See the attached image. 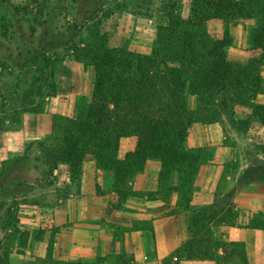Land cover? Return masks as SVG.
I'll return each instance as SVG.
<instances>
[{
	"label": "crops",
	"instance_id": "0c3cea01",
	"mask_svg": "<svg viewBox=\"0 0 264 264\" xmlns=\"http://www.w3.org/2000/svg\"><path fill=\"white\" fill-rule=\"evenodd\" d=\"M162 4L157 14L149 17H111L113 20L107 26L109 46L120 48L129 38L130 51L151 54L158 28L168 25V12L174 5L169 1ZM175 11L187 20L191 3ZM128 21L127 29L125 22L128 24ZM258 23L257 18L231 22L229 30L234 44L226 52L227 60L233 64L260 63L258 75L263 81V90L255 96L250 92L244 112L238 111L239 105L234 109L236 121L246 119L252 123L248 134L256 130L264 134V123L250 109L252 103L264 105V46L250 41ZM225 27L221 20L207 21L209 33L217 38L223 36ZM94 79V74L90 76L82 62L63 61L57 94L51 97L53 116L77 119L78 100H85V104L91 102ZM110 106L113 108L112 104ZM188 106L191 110L197 109L196 95L188 96ZM52 124L51 117L44 115L41 123L1 132L2 136L10 135L15 140L14 145L2 144L3 149L13 155L22 151L30 140L40 141L56 133L62 138L64 130ZM232 125L228 115L222 113L217 121L195 122L190 127L185 147L201 150L206 159L198 168L187 202L179 192L161 188L162 165L158 160L146 159L141 169L125 176L116 186L113 185L117 177L114 169H104L98 161L88 157L81 166L80 181L71 178L67 164L54 169V173L59 174L58 179L69 180L71 188L67 192L63 189L42 192V196L52 194L51 210L43 205L49 201H43L36 206L34 215L30 213L22 222L29 229H57L53 259L61 264H264V227L251 225L255 214L259 218L264 216V160L239 157L240 145L226 143V132L233 129ZM138 149L136 135L122 136L116 153L117 163L124 162V167L129 165L133 162L131 155ZM225 200L230 201L226 204ZM229 213L234 215L230 218ZM196 214L210 216L206 226L199 228L198 235L189 229L191 218ZM225 217L233 223L221 221ZM205 230H209L208 238L202 232ZM191 242L194 245L189 247ZM235 243L243 245V254L234 251Z\"/></svg>",
	"mask_w": 264,
	"mask_h": 264
},
{
	"label": "trees",
	"instance_id": "16d2710c",
	"mask_svg": "<svg viewBox=\"0 0 264 264\" xmlns=\"http://www.w3.org/2000/svg\"><path fill=\"white\" fill-rule=\"evenodd\" d=\"M241 18L258 19L250 41L264 46V0H192L187 20L174 9L168 12V25L158 28L156 46L149 55L130 51L128 43L110 47L104 32L103 49L86 47L75 51V60L94 69L93 97L78 112L77 119H64L69 127L64 128L60 144L46 146L47 165L54 170L67 164L71 178L80 181L81 166L92 157L104 169H114L117 177L113 185L118 186L125 176L152 158L162 165L161 188L179 192L185 202L189 201L198 168L206 159L201 150L186 149L190 127L195 122L217 121L222 113L236 123L235 106L249 104L246 98L250 92L255 96L263 90L258 75L260 63L243 66L226 58L234 44L229 24ZM211 19L225 22L221 38L209 33L207 21ZM55 74H48L52 81L50 97L57 94ZM189 95L198 97L196 110L188 106ZM253 113L264 123L263 104H254ZM124 135H136L139 140V149L131 155L133 162L125 167L124 162L116 160L119 140ZM209 218L194 215L190 232L198 235ZM254 220L252 226L264 227V219ZM221 221L233 223L226 217ZM9 228L12 235H18L22 247L41 240L39 231H22L15 222ZM202 232L208 238L209 230ZM234 251L243 254V245L235 243Z\"/></svg>",
	"mask_w": 264,
	"mask_h": 264
},
{
	"label": "rangeland",
	"instance_id": "374dc122",
	"mask_svg": "<svg viewBox=\"0 0 264 264\" xmlns=\"http://www.w3.org/2000/svg\"><path fill=\"white\" fill-rule=\"evenodd\" d=\"M164 1L174 3L171 8L174 10L192 3V0H0V133L41 123L44 115L51 117L53 127L68 128L65 118L53 116L51 111L52 81L48 74L54 71L58 79L62 62L74 60L75 51L81 52L86 47L103 49V32L108 33L111 17H149L157 14ZM129 21L125 22L127 29ZM85 69L90 76L94 74L91 65ZM78 101V111H82L85 100ZM254 104L250 109L253 110ZM239 106L238 111L244 112L245 106ZM250 124L246 119L233 123V129L226 132V143L240 145L239 157L264 160V134L257 130L248 134ZM60 140L57 133L40 141L30 140L22 151L8 155L2 144L14 145L15 140L0 134V264H61L53 259L57 229H29L22 222L30 213L34 215L36 206L43 201H49L43 205L51 210L54 198L52 194L42 196V192L57 189L67 192L71 188L69 180L58 179L59 174L46 161V146L55 147ZM73 189H77L76 185ZM253 218L263 221L264 216L259 218L255 214ZM11 222L22 231H39L41 240L31 241L29 247L20 246L18 235H12L9 228ZM42 240L46 242L41 243Z\"/></svg>",
	"mask_w": 264,
	"mask_h": 264
}]
</instances>
